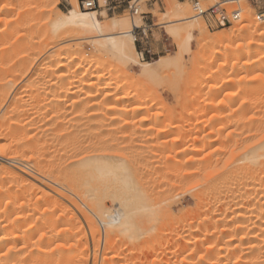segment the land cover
<instances>
[{
  "label": "bare ground",
  "instance_id": "6f19581e",
  "mask_svg": "<svg viewBox=\"0 0 264 264\" xmlns=\"http://www.w3.org/2000/svg\"><path fill=\"white\" fill-rule=\"evenodd\" d=\"M241 1H243V0H238V2H240V3H241ZM3 4H2V6H0V23L5 22V24L8 26L10 23L12 24V22H13L12 19L9 18V16L14 15V14H10L11 11L9 10V8L11 10H14V7L11 6L12 4H10V5L8 4L9 5V6L7 5L8 7H6L5 4L4 5ZM75 4L79 8L75 7L73 9L69 10L67 13L60 12V16L54 21V24H53V29H54V32H53L54 36L53 37H55V39L53 38L54 41H52L48 45H46L47 46V48L45 49L46 51L48 49V51L52 52L54 50L53 52H55V51L57 52V59L54 61L49 60L50 62L49 61H48L49 63L47 62V66L46 67L43 66L42 68L40 67L41 69L36 67L37 68L36 71L39 69L38 73H39L40 77L37 75L38 73L35 75H37L39 78L45 77L47 74H50V75L52 74L55 78L52 76L51 77L54 78L55 80H57V82H56L54 79L53 80L51 79L54 82H50V83L47 81L49 83V86L47 87V83H46V86H44L45 88H42L46 92L45 94L48 96L47 97L42 91V93L46 96V97H44V101H43L44 103L42 102L43 103L42 106L49 107V109L51 111L46 109V108H45V110L47 111L48 114L51 113L50 115H52V117L49 116L46 113V111H45V114H47V117L41 111H39V112L37 111V112H38V114H40V113L44 114L45 116L44 115L43 116H44V118H47L46 120L51 119L53 122L55 118H57V119H55V121L53 122L54 125L51 126L52 122H51V124L49 123V125L51 127L46 125L48 122H50V120L48 122L45 121L46 124L43 125V122L40 119L41 118L40 116H39L40 118L38 117L39 118L38 120H33V121H39L40 120V122H42V123H40V122L39 123H40V125L41 124L42 125L41 126L36 125L38 128L36 126H34L35 127L34 128L35 133H37L36 135L32 134L33 136H29L28 134H25L24 135L25 137L22 138V140L20 139L22 141V143H24L23 140L27 139V141L25 140L26 142L24 144H20L19 143L20 140L19 141L15 140L17 137H20V133L18 136H16L15 139L13 137L14 140L11 137H9L11 139V141L13 140V142L14 141L16 142L17 147L14 150V153H12V156L7 155V153H6V155L8 157L5 156L2 159V161H5V162L9 161V162L13 163V164H10V166L11 165L15 166V164L16 165L19 164L21 167L22 166L21 164L24 163L25 166L29 167V169L31 168L30 169L31 173L28 172L26 170V168H24L25 171H23L22 170L23 166H22V169L18 168L19 165H18V167L17 166L9 167V162L6 164L7 166L3 170L4 175H10V177L11 176L15 177L16 180H18L17 177L22 178V183H20L21 185L20 184L16 185V184H14V182L9 184V186L7 188V192H10V194H12L11 192L15 189V191H13V192H15L13 194L14 196L13 195L9 196L10 194L8 196H7V194L5 195V193H7L6 188L4 189L5 193H3V191H2L3 189L0 188V201L2 199H6L5 196L8 197V200L6 199L7 203L5 202L6 203L5 204V211L3 209L4 214H2L0 211V264H91V250H94L93 251L94 255L92 254V256H95L94 261L96 262V264L98 261L96 258L99 257L98 255H99V252H101V251H103V255L101 257L102 261H100V264H129V263H127L129 260L126 262V261H123L122 258H120V260H122V261H118L119 256L116 253H114V255H110L111 252L109 249H110V246L112 245L111 244L112 241L110 240L112 237H110V236L113 232H115V231H111V230L113 228H116V229L119 228L120 231H117V232H120V233L124 232L125 234H127L128 236H130L134 239L136 232H139V234L140 233L144 234V233L148 232L149 230H151L153 226L149 228L147 226V224L154 222V219L157 217V214L159 215V214H161V212H163V210L161 211L157 205L154 206L151 203H149V201H148L149 199L146 198L147 196H145L146 192L144 193L141 189H139V191H138L136 184L132 183L131 178L128 176V174H126V172L128 171V167L126 165L125 160L118 159L119 161H117V160L112 161L111 159H109L108 155L105 152H102V151H106L108 149H111L113 146L114 147H117V146L120 147L121 145L123 146V143L121 144V142H119V140H116L117 138L116 139L113 138L114 141L113 140H105V139H104L105 141H102V140L99 141V138L94 136L93 134H83L85 131L87 132V130L84 127V125H82L81 122L79 123V119L82 116H85L84 114L85 113L87 114V111H90V110H91V112L93 111L92 113H90L91 114L89 116L90 118H91V116L92 117L94 116V117H97L96 118L97 120H100L103 122L104 121L106 122V120H109V122H112V121L117 120L118 118H120L121 120L124 119V121H125L126 118H137V116L139 115V117H138L139 119L137 118L139 120V130H142V129L145 130L147 123L149 124L150 122H153V123L155 122L157 124L156 125L157 134L154 137L155 138L154 141H157V144L155 146H153L154 150H156L158 148L160 150L164 149L166 151V153L167 152L175 153L178 155V157H179V155L182 156L183 154H184V156L191 155L190 156L191 158L187 159V161H185L186 162L185 164L191 163V166H194V167L198 166L196 164L197 162L199 165L204 162L201 159L199 161H201L202 163H200L197 160L200 158L199 157L197 158L196 155L198 153L200 154L201 152H203V150H206L215 144V140H214L215 136L213 137L210 134V136H208V137H201V136L190 137V136H192V134L191 135L189 134L190 136L187 135V133L189 131H187V132L181 131V133L178 134L177 138H173L174 140L172 142L171 141L170 142L163 141V143H162L161 140L167 136V132L173 130L174 128H176V126H174V124L170 123V122L168 124L162 126V124H160V118L159 119H158V117L154 118L152 116V114L150 113L153 110L152 108L154 107L152 105L153 103L149 104V102L145 101L143 98H142L143 99L142 100L140 97V92H138L139 90H134V91H132L131 89H130L131 91H127V90L122 91L121 90V88H124V87L126 88L127 86H130V84L132 82H125L124 83L122 81L123 85H121L122 82H120L121 84H119L118 81H116L118 83V86L116 88L115 87L112 88V85L114 84L113 82H105L104 81L105 83L102 84L101 82H103V81L99 80V82L97 84V83H95L96 80H95V82H91V81H87V80L85 81L84 78H86L88 76H98L100 78V77H102L101 76L102 73L99 72L98 69L93 68L94 64H92V62L90 60L89 61L91 63L89 62V63H87V65H85V66L83 65V63L85 61H87V56H86V53L84 51H82L78 48L74 49L73 45H71V47L69 46L67 48L66 47L60 48L61 42H64V43L65 42L66 43L72 42V41L77 40L78 39L77 37L82 36L81 38L79 37L80 39H78V40H84V41L91 42L92 46L94 47V49L98 53L103 54L104 57L106 56L107 58H109V59L115 61L117 64L121 65L122 67H124L126 69L138 67L140 70V75L145 76L144 78L154 77L155 70L152 68V66L150 64L141 63L136 58L137 51H136V42H135V40H136L135 29L140 28V27H138L139 25L137 26V24H135L133 22L131 24V23H129V21H117L114 18L110 19L111 21L105 22V21L101 20V18H100L101 14L98 11H96V10H93V11L81 10L79 0H77ZM44 5H47V4L44 3ZM48 5L49 6H43V8H42V9H44L43 12L44 11L48 12V10H49L48 8L53 7L52 5H50V3H48ZM11 7H13V8H11ZM24 7L22 9L21 8L19 9L20 11L17 12L19 14L16 16H19L22 18L23 15L25 16L26 13H29L27 10H26L27 12L24 10ZM44 7H46V8H44ZM29 9H30V7H29ZM7 10H9L10 12ZM50 10H52V8H50ZM190 11H192V10H190ZM190 11H189V9L181 7L178 3H176V6L174 8V12H175L176 16L182 18L180 21H189V22L186 26H184L182 28L178 27L177 25H174L175 24L174 22L167 23L166 29L168 30V33H170V35H173V37L179 39V51L175 57H164V58L157 60V63L159 64V66L177 64L180 61L182 62L183 59L185 58L184 56L190 54L192 51V45H193L194 40L196 38L195 37L196 29H198L200 31L206 30L205 24L201 23L199 20V17L197 18V16L194 13L191 14ZM12 13H14V12H12ZM250 14H252V13H250ZM102 15H103V13H102ZM245 18H247L249 20L248 23H246V24L243 23L241 25H237L235 30H233L231 32L230 31L229 32H226V31L223 32L222 31V33H220L219 36L211 37L210 40H208V42L214 43V41H215V43H216V41H218V42L221 41V42H225V43L229 42L232 45L233 43L236 42V40H238L239 38H241L245 34L249 33L250 38L245 40V42L242 46L239 45V47L237 48V50L234 53V56H238L240 58H243L246 55H247V57L248 56L250 57L253 54H256L255 58L253 57L254 58L253 61L251 58V60L248 61L249 62L248 64H255V63L258 64L259 63L261 66L262 63L264 64V25L258 24L259 22L255 21L256 17H252L250 15L248 16V14H247V16H245ZM30 23H29V25H30ZM37 26H38V24H37ZM4 27H6V26H4ZM5 29H3V30H5ZM1 30H0V33H1ZM17 31H16V33H17ZM5 32H7V31L5 30ZM37 33H38V31H37ZM3 34H4V32L2 33V35ZM10 34L11 33H9L6 36L8 39H9ZM31 35H32V33H31ZM22 36H20L21 39H19V40L15 39L16 41L14 43L10 42V40H8L9 42L6 43L9 45V48H11V49L8 48L9 49L8 51H10L9 52L10 56L15 51V56L17 55V53L20 54V57L23 54V56H25V57H22V58H25L26 61H28L27 57L32 59L33 57L36 56L33 60H31V62H34V61L36 62L37 58L40 55H42V53H44L43 50H40L38 52L37 51L38 48L37 49L35 48L36 49L35 51H37L39 54L34 52V45H33L34 42L31 43L33 45V47H31L32 45L30 44V40L28 42V40L24 39L26 37H24V36L22 37ZM34 38H35V36H34ZM75 38H77V39H75ZM11 39H14V38L11 37ZM29 44H30V46H29ZM29 47H31V48H29ZM32 48H33V50H32ZM226 48L227 49L230 48V45H229V47H226ZM11 50H14V51H11ZM32 54L34 55L33 57H31ZM65 56H67V57H65ZM17 58H18V56H17ZM95 60L97 63V61L100 59L98 58ZM26 61L22 62V63L20 62V63H21V65L23 64V68L21 67L22 69H24L23 71L24 72L26 71L27 73L26 72L25 73L28 74V73H31L33 71V68H32L33 66L25 68L24 63L27 64ZM3 62H6V64H7L6 60H4ZM14 62L19 63V60L14 61ZM31 62H30V64L33 65L34 63L32 64ZM107 62H109V61H107ZM20 63L17 66H20ZM93 63H95V62H93ZM98 63H99V61H98ZM100 63H102V62H100ZM15 66L16 65H14L13 67L16 68L17 66L16 67ZM1 67H2V65H1ZM13 71H16V69ZM34 72H35V69H34ZM14 76H16V75H14ZM81 76L84 77L83 78L84 80L81 78ZM216 76H218V75H216ZM233 76H227V77L225 76L224 78L220 79L218 84L215 87L211 88L210 91L213 92L214 95H215V93H217V95H218L219 90L216 92V90H217L216 87L218 86V89L225 88L226 85L230 84L231 82H234L233 79L236 77L233 78ZM34 77L35 76H32L33 80H34ZM32 78L30 77V79H32ZM42 79H45V78H42ZM212 79H215V75H211L209 77V80H212ZM27 80L28 79H26V81ZM234 80H237V79H234ZM26 81H23V83ZM32 81H30V82H32ZM262 81H264V77L261 74L256 75L253 79L250 80V85H251V87H254V91L258 90L257 92H259L260 88H258V89H256V88L258 87L259 84L262 83ZM27 83H29V82H26V85H27ZM4 84H6V83H4ZM9 84H11V82ZM30 84H33V82ZM34 84H33V86H34ZM132 85H133V83H132ZM114 86H116V84ZM255 86H257V87H255ZM24 87H25V85H24ZM247 88H249V86ZM1 89L4 90L3 88H1ZM38 89L40 90L39 87H38ZM240 89L241 88H239L238 90H240ZM32 90H31V92H32ZM39 90H38V93L41 94L40 93L41 91L39 92ZM120 90L123 93H121ZM242 90H245V89L242 87V89L240 91H242ZM4 93L5 92L3 91V95H2L3 97L1 96L2 101L0 102V117L2 118V120L0 121V128L3 129V127H5V128L7 127L10 130V128L13 127L12 128V130H13L16 126L18 128L20 125L18 123H17L18 125L16 123L15 124L12 123L13 120H12V122H10L5 117L4 118L2 117V116H8L9 114L11 115L14 110L16 111V109L13 110L12 109L13 107L11 108V106H10L11 109L6 111V109H8L9 107L7 108L5 106V103H7V101L9 100L8 99L9 97H7L6 93L5 94ZM16 93H18V92H16ZM82 93L84 95H81ZM30 95H32V94H30ZM49 95L52 96L53 98H51ZM238 95H240V93H238ZM80 96H81V98H83V97L84 98L81 99L82 101L79 102ZM218 96L220 97V95H218ZM49 97L51 98L50 100H49ZM235 97L236 96H234V98ZM32 98H33V95H32ZM38 100L41 102V99H38ZM232 103H235V101ZM231 105L234 106V104H231ZM248 105H250V104H248ZM29 106H30V104H29ZM34 106H36V105H34ZM206 106H209V109H210L212 104L209 103ZM36 107H38V106H36ZM222 107L223 106H221L220 108H222ZM213 108L215 109V107H212V109H211L212 111H213ZM209 109L207 108V111ZM69 110H72V111H70L72 114H74V112H75V116L70 120H67V118L61 119L60 117L61 116L63 117L64 114L67 116V113L69 112ZM222 110H223V108H222ZM33 111H35V110H33ZM48 111H50V112H48ZM37 112L35 115H37ZM52 112H54V114L56 113L55 116L57 115V117H55ZM250 113H252V112H250ZM4 114H6V115H4ZM42 114H41V116H42ZM65 115H64V117H66ZM100 116H102V117L99 119ZM11 117H9V118H11ZM32 117H34V116H32ZM218 117L219 116H217V118ZM44 118H43V120H44ZM52 118H54V119H52ZM120 119H118V120H120ZM212 119H213V117H212ZM223 119H224V117H223ZM83 120H85V119L83 118ZM129 120H132V119H129ZM133 120H135V119H133ZM33 121L31 120V122H28L23 127H25V128H26V126L33 127V126H31ZM224 121H225V119H224ZM116 122H118V121H116ZM8 123L10 125H7ZM162 123H163V121H162ZM202 123H204L203 128L205 127V125L208 126L207 124H205L206 122L203 121V122H201V124ZM36 124H38V123H36ZM199 124H200V122H199ZM32 125H34V123ZM198 125H196V129L200 128V127L197 128ZM9 126H10V128H9ZM129 126H131V125H129ZM133 126H134V124H133ZM152 126H153V124H152ZM248 126H249L248 130H251L250 128L254 126V121L251 120L250 125L248 124ZM87 127H88V125H87ZM127 127H128V125H127ZM189 127H190V125H189ZM191 127H192V125H191ZM104 128H106V127H104ZM194 128H195V126H194ZM18 129H20V127ZM32 129L30 131H32ZM151 129H152V127H151ZM14 130L16 131L17 129L15 128ZM14 130H13V132H14ZM22 130H24V129L22 128ZM262 130H263V128H262ZM152 131H153V129H152ZM148 132H149V130H148ZM251 132H253V130ZM89 133H91V132L89 131ZM2 134L3 133L1 132L0 137L2 136ZM30 134H31V132H30ZM11 135H15V133H13V134L11 133ZM94 137L98 138L97 142H94V140H95ZM143 137L145 138V136H143ZM2 138L4 139V137H2ZM5 138H6V135H5ZM138 138H140V137H138ZM148 139H150V138H147L144 141H147ZM151 139H153V138H151ZM151 139L149 141H151ZM4 140H5V142L7 141L6 139H4ZM4 140H1V138H0L1 142ZM8 141L6 143L10 144L11 142L8 143ZM216 141H217V139H216ZM1 142H0V144L2 146ZM190 143H191V145H190ZM129 144H131V143H129ZM12 145H13V143H12ZM12 145H9V146H12ZM115 145H117V146H115ZM3 146H6V145L4 144ZM3 146H2V148H3ZM122 146L120 148H122ZM184 146H186L185 147L186 149L184 148ZM6 147H8V146H6ZM130 147H131V145H130ZM145 147H147V146H145ZM262 147L264 148L263 142H262V144L259 143L258 146L255 145V146L250 147L249 152H252V153L250 155L248 153L247 159H248V162L249 161L252 162L251 165L260 162L259 159L261 157L264 158V154H262L263 151H261L262 153H260L258 151V149L260 150V148H262ZM11 149H13V148H11ZM165 151H163V152H165ZM256 151L259 153H257ZM143 153H141V154H143ZM260 154H261V157H259ZM177 155H174V156L177 157ZM195 157L197 158L196 159L197 162L195 161ZM179 158H181V157H179ZM113 159L115 160V158H113ZM148 160L149 159L144 158V160L142 159L140 161V164L143 163V164L149 165L151 161L148 162ZM175 160H177V159H175ZM172 161H169L170 164L168 163L170 166H172V167H170L171 171H172V168H174V166H175V165L173 166V164L177 163V161L176 162H174V161L172 162ZM17 162H21V163H17ZM178 162L181 165L184 164L182 161H178ZM253 162H255V163H253ZM158 163H159V161H158ZM185 164H184V166H185ZM192 164H194V165H192ZM204 164L205 163H203V166H204ZM177 166H178V163H177ZM250 168H251V166H250ZM195 169H198V168L196 167ZM170 170L168 171V173L171 172ZM166 173L164 172L165 178H169L171 173L169 175H168V173L166 175ZM195 173H196V170H195ZM195 173H193V174H195ZM191 174L188 172L189 178H190ZM106 176H111L112 178L120 179L122 194L123 193L127 194L129 192V193H132V194H130L131 196L128 195L126 197H123V196L120 197L117 195V193L113 192L109 202L108 201L107 202L102 201V198L98 194V190H100L101 186H98L99 187V189H98V187L95 186V184L97 182H95V184H93V179L94 178H97V180L100 178L104 179L103 177L106 178ZM161 176H162V174L159 177L163 178V176L162 177ZM173 176H174V178H173ZM171 177H172V179L176 180L175 175L173 173H172ZM171 177L169 178L171 182L169 181V179L165 180V178H164V180L166 181V183L168 181L169 182L167 184L165 183V181H163V182L165 183L164 186H168L172 189L175 186L176 182L174 183V180L172 181ZM221 177H223V176H221ZM221 179L222 178H220V180ZM225 179H226V177H225ZM5 180H7V179H4V181ZM177 180H178V177H177ZM114 181H115V179H114ZM210 181H211V179H210ZM26 182H28L30 184H28ZM31 182H33V183H31ZM98 182H100V181L98 180ZM148 183H149V181H148ZM209 183H211V182H209ZM2 184H4V182ZM2 184L0 186H2ZM141 184H143L141 187L143 188L144 191L147 188L146 191H147V195H148L150 193V192L148 193V189L151 186L148 187L149 185L147 183H146L147 185H144L145 182L141 183ZM100 185H101V183H100ZM213 185L214 184L212 183L213 188L214 187L218 188V185H216V183H215L216 186L215 185L213 186ZM262 185H263V183H262ZM199 186L200 185H198V187ZM208 186H210V184H208ZM196 187H197V185H196ZM34 188H35V190H34ZM167 188L165 187L166 190H167ZM179 188L181 189V187H179ZM213 188H212V190L214 191ZM36 189H38V190H36ZM206 189H208V188H206ZM210 189H208L209 192L207 191L208 194L210 193V191H212ZM153 190H155V188H153ZM202 190H203V188H202ZM32 191H34V192L40 191L39 196H37L35 199H33L32 198L33 194H31V193H33ZM163 192H164V190H163ZM198 192H200V191H198ZM202 192H204V191H202ZM205 193L206 192H204V194ZM15 194H18V195H15ZM201 195H202V193L197 194L194 197V199L198 198V200H200ZM34 196L35 195H33V197ZM161 199H163V198H161ZM150 201H151V199H150ZM160 203H162V202H160ZM159 206H161V205H159ZM244 211H245V209H244ZM164 213L171 214V210L168 208V210H165ZM262 213L264 215V212H262ZM91 214H93V218L96 217L98 219L99 223H101L105 229L104 233H106V239L103 238L104 242H105V243L103 242V244H104L103 247L101 246V244H98V246L95 245L96 246L95 248L91 247L92 245L90 246L89 233L86 231V229L88 227L90 228V226H89V224H87L88 227L85 229V225L82 224L81 220L86 217L87 220L89 221L88 223L91 224V222L93 221L92 225L94 226L95 221L92 220ZM224 215H223V217H224ZM263 215H260L261 216L260 218H262L261 220H259L260 223L256 222L258 225L254 224L255 227H252V229L249 231L247 230V232L243 231L246 228H243L241 226L240 228H236V229H233V228L232 229L226 228L223 230L220 229L222 231L219 230L220 235H217L219 233V232H217L218 230L213 231L214 229L209 226L206 219L205 220L201 219L202 221L199 224H197L198 225L197 227L196 226L193 228L190 227L189 230H185L187 225H183V228H181L183 233L180 230L181 233H180V231L178 233L174 232L171 235V237L168 238V240H172L175 242V244L172 243L175 246L172 247L173 249H171V253L173 255H176L175 260L172 261L170 258L165 259V260L161 259L160 258L161 256L159 257V255L156 254V250L155 251L152 250V252H154L155 255L154 256L152 255L153 257L151 258V260H149V261L147 260L146 263L141 262L140 264H264V216ZM136 216H139V219H138L139 220V223H138L139 224V231H137V229L135 228L136 226L134 225V222H133V219L134 218L136 219ZM163 216H164V214H163ZM208 216H210V214ZM164 217H162V218H164ZM178 221H179V219H178ZM257 221H258V219H257ZM165 222H163V223L165 224ZM86 223L87 222H85V224ZM236 224H238V223H236ZM249 224H250V222H249ZM193 225H195V224H193ZM157 226H159V225H157ZM99 227H100V225H99ZM91 229H92V226H91ZM91 229H90V231H91ZM99 231H100V229H99ZM99 231H97V233ZM149 232H151V231H149ZM186 233H188L189 235H187ZM185 234L188 237H185L184 236ZM97 235L101 236L100 234H97ZM144 235H146V234H144ZM92 236H94V235H92ZM104 236H105V234H104ZM157 236H158V234H157ZM196 236H200L199 237L200 239L197 238V240L196 239L194 240V238ZM159 239H161V238H159ZM146 241H148V240L146 239ZM95 242H96V240H95ZM98 242H99V240H98ZM150 242H151V240H150ZM206 243H209L207 245V248H206V251H207L206 255H204L206 251L204 252V254H201L200 256L198 255V260H197V257L194 256L195 257L194 259L197 260V261H195L193 259V256H192V254L194 253L192 249H194L196 246V250H194V251L197 252L196 254H199V252H202V248H201V246H199V249H198L197 245L200 244V245L204 246V244H206ZM92 244H93V242H92ZM159 246H161V245H159ZM90 247L92 248L91 250H90ZM111 249H112V246H111ZM164 249H166V248L164 247ZM169 249H170V247L167 250H169ZM112 250H114V249H112ZM184 253H185V257H183V258L180 257V259H179L178 254H184ZM225 253H227V255H225ZM177 255H178V257H177ZM124 256H126V255L124 254ZM169 257H171V256H169ZM233 258H235V259H233ZM233 260H234V262L230 263V261H233ZM132 264H135V262Z\"/></svg>",
  "mask_w": 264,
  "mask_h": 264
},
{
  "label": "rangeland",
  "instance_id": "374dc122",
  "mask_svg": "<svg viewBox=\"0 0 264 264\" xmlns=\"http://www.w3.org/2000/svg\"><path fill=\"white\" fill-rule=\"evenodd\" d=\"M76 1L77 0H38V1L37 0H1L0 1V4H1L0 6H2V4L4 3L6 7H8L10 4H12L11 6L14 7V10H11L9 8V10L11 11L10 14H14V15L9 16V18H11L13 21V22L11 21L12 24L10 23L9 24L10 26L9 25L7 26L5 24V22L0 23V30L2 29L1 33H0L1 34L0 35L1 36L0 37V41H1L0 42V47H1L0 48V89L1 88L4 89V90H2V89L0 90V102L2 101L1 99L3 97L2 95H3V91H4L7 95V97H9L8 98L9 100L7 101V103H5V106L7 108L9 107L8 109H6V111L10 110L12 107H13L12 108L13 110L16 109V111L14 110L15 112L13 111V113L11 115L10 114L8 115L9 117L12 116L11 118H9L8 116H2V117L3 118L5 117L10 122H12V120H13L12 123H14V124L18 123L20 125L19 126L20 129H18L19 127L17 128V126L15 127L17 129L16 131L14 130L15 128L13 129L14 132L12 130L13 127L10 128V126H9V128L11 131L7 127L6 128L3 127V129L0 128L1 129L0 135H1V132L4 134V135L2 134V136L0 137L1 140L6 139L7 141L9 140L8 143L11 142L10 144H7L6 143L7 141L5 142V140L2 142L0 141L2 143V146L4 144L6 146H8V147L3 146V148H2V146L0 144V178H1L0 179V185L4 182V184H2V186H0V188L3 189L2 190L3 193H5V190H4L5 188H6V192H7V188H8L10 183L14 182V184H16V185L22 183V178L17 177L18 180H16L15 177L11 176L12 177L11 178L10 175H4L3 174L4 173L3 170L5 169V167L7 166L6 164L9 161L5 162V161H2V159L5 156L8 157L7 155L12 156V153H14V150L17 147L16 142L15 141L13 142V140L16 138V136L19 135V133H20V137H17L18 139L16 138L15 140H18V141L20 139L22 140V138L25 137L24 136L25 134H28L29 136L36 135L37 133H35V130H34L35 127L34 126H36V125L41 126L42 124L40 125V123H42V122L44 125V124H46L45 121L48 122L49 120H50V122H48L46 125L50 126L49 123L51 124V122H52V120L49 119L50 118L49 116L52 117V115H50L51 113L48 114L47 111L45 110V108L50 110L49 107L42 106L44 103L43 102L44 97L47 96L45 94L46 92L42 88H45L44 86H46V83H47V87H48L50 82H54L52 80L55 77L52 74L51 75L47 74L46 75L47 77L46 76L42 77L45 79L39 78L40 76H39L38 70L41 69L43 66L46 67L47 62L49 60L54 61L57 59V52L56 51L53 52L54 50L51 52V51H48V49L46 51L45 50L47 48L46 45H48L50 42L54 41L53 38L55 39V37H53L54 36L53 24H54V21L60 16V12L67 13L69 10H71L75 7H78L75 4ZM121 1H123V0H96V2H97L96 11H98L101 14L100 18H101V20H103L105 22L111 21L110 19L114 18L117 21H129V23H131V24L133 22V23L137 24V26L139 25L138 27L143 28V29L144 28L146 29L147 26L154 24V28H153L152 32H148V40H146L143 37L139 38L138 40H139V46H141L142 43L147 44V42H148L150 44V46L153 47L154 51L156 52V55H154L153 57H151V56L146 57V59L143 60L142 56L139 55V53L136 49L137 60L141 63H144V64H150L152 66V68L155 70L154 77L144 78L145 76L140 75V70L138 67L126 69V68L122 67L121 65L117 64L115 61L107 58L106 56L104 57L103 54L98 53L94 49L91 42L84 41V40H78L82 36H79L80 38L77 37L78 39L75 38L77 40L72 41V42H67V43L61 42L60 48H64V47L67 48V47H69V46L71 47V45H73L74 49L78 48V49L84 51L86 53V56H87V61H85L83 63V65L84 66L87 65V63H89L91 61L92 64H94L93 68L98 69V71L102 73L101 74L102 77H100V78L98 76H88L86 78L81 76V78L82 79L84 78L85 81L87 80V81L95 82V80H96L95 83H97V84H98L99 80L103 81V82H101L102 84L105 82H113L114 84L112 85V88L113 87L116 88L118 86V83L121 84L120 82H122V81L124 83L125 82H132L133 85L131 83L130 84L131 87L127 86L126 88L125 87L121 88V90L122 91L139 90L138 92H140L141 99L143 98L145 101H148L149 104L153 103L152 105L154 107L152 108L153 110L150 113L152 114V116L154 118H156V117H158V119L160 118V124H162V126L168 124L169 122L173 123L174 126H176V128L167 132V136L161 140L162 143H163V141H165V142L171 141L172 142L174 140L173 138H177L178 134H180L181 131H184V132L189 131L187 133V135L192 134V136L189 135L190 137H197V136L208 137V136H210V134L213 137L215 136L214 137L215 138L214 139L215 144L213 146L209 147L208 149L203 150V152H201L200 154L198 153L196 155V157L197 158L199 157L200 159H197L195 157L196 162H197V160L199 161L202 159V161H204L203 163H205L204 166H203V163L201 161H199L202 164L199 165L197 162L196 164L198 166L194 167V166H191V163L185 164L186 163L185 161H187V159L191 158L190 157L191 155L184 156V154L182 153L183 155L182 156L179 155V157H181V158H179L177 154L170 153V152L166 153V151L164 149L160 150L159 148L158 149L155 148L156 150H154L153 146H155L157 144V141H154V139H155L154 137L157 134V127H156L157 124L155 122L154 123L150 122L149 124L148 123L146 124L147 126L145 127V130L144 129L139 130V120H138L139 115L137 116L138 119L137 118H126L125 121H124V119H122L123 120L122 121L120 118H118L120 120H118L116 118L117 120L112 121V122H109V120H106V122H107L106 123L105 121L103 122V121L97 120L96 119L97 117H94V116L93 117L91 116V118H90L89 117L91 115L90 113L93 112V111L91 112V110H90V111H87L88 115L86 113L84 114L86 117L82 116L79 119V123L81 122L82 125H84V127L87 130V132L85 131L83 134H93L94 136L99 138V141H101V140L102 141L113 140V138L114 139L117 138L116 140H119V142H121V144L123 143V146L125 148L122 145H121L122 148H120L121 146L118 147L117 145H115L117 147L113 146L111 149L106 150L107 152L106 151H102V152H105L108 155L109 159H111L112 161H116V160L119 161L118 159L125 160L126 165L128 167V171L126 172V174H128V176L131 178L132 183L136 184L138 191H139V189H141L144 193L146 192L145 196H147L146 198L149 199L148 200L149 203H151L154 206L157 205L161 211L163 210V212H161V214H159V215L157 214V217L155 218L156 220L154 219V222L147 224V226L149 228L152 226L153 227L151 230H149L151 232L148 231V232L144 233L146 235H144L142 233L139 234V232H136L135 238L133 239L132 237L125 234L124 232H121V233L117 232V231H120L119 228L118 229L113 228L111 231H115V232H113V233L111 232L112 234L110 237H112V238L110 240L112 241L111 246H112V249H114V250H112L111 246H110V249H109L111 252L110 255H114V253H116L119 256L118 261H122V260H120V258H122L123 261H126V262L129 260L127 262L129 264L130 263L132 264L134 262H135V264H140L141 262L146 263L147 260L148 261L151 260V258L155 255V253L152 252V250H154V251L156 250V254L159 255V257L161 256L160 257L161 259L165 260V259L170 258L173 261V260H175L176 255H173L171 253V249H173L172 247L175 246V245H173V244H175V242L172 240H168V238H170L174 232L178 233L180 230L182 231L181 228H183V225H187V227H186L187 229L185 228V230H189L190 227L191 228H193L195 226L197 227L198 226L197 224H199L202 220L206 219L209 226L214 229L213 231L218 230L217 232H219V233L217 235H220V231H222L223 229H226V228L227 229H232V228L236 229V228H240L241 226L243 228H246V229H244V230L242 229V230L247 232V230L249 231L252 229V227H255L254 224L258 225L257 223H260L259 220L262 219V218H260L261 217L260 215H263L262 212H264V197H263L264 196V192H263L264 191V176H263L264 175V170H263L264 169V158H262L261 154H260L259 157H261V158L260 159L258 158L260 162L255 163L258 160L257 159L255 162H253L255 164H252V165H251L252 162H250V161L248 162L247 158H248V153H249V155L252 153V152H249L250 147L255 146V145L258 146V144L259 143L262 144V142L264 143V126H263L264 125L263 124L264 123L263 122L264 121V115H263L264 114V103H263L264 102V88H263L264 87V81H262V83L259 84L258 87L255 86V87H257L256 89L260 88L259 92H257L258 90L254 91V87H251V85H250V80L253 79L256 75L261 74L264 77V64L262 63L261 66L259 63L258 64H256V63L255 64H248L249 63L248 61L251 60V58L253 61L256 54H253L254 56L252 55L250 57L249 56L247 57V55H246L243 58H240L238 56H234V53L237 50V48L239 47V45L242 46L244 44L245 40L250 38L249 33L245 34L244 36H242L241 38L236 40V42L233 43L232 45L229 42L225 43V42H221V41L220 42L216 41L217 44L215 43V41H214V43L208 42V40H210L211 37L219 36L220 33H222V31L223 32H225V31L231 32V31L235 30L237 25H241L243 23L244 24L248 23L249 20L247 18H245V16H247V14H248V16L250 15L252 17H256V10L252 5V0H243V1H241V3L238 2V0H236L242 9L241 19L237 22H234L232 25H228L226 27H218V26L212 25L204 17L198 16V13L195 10V8H196V6H198L200 8L207 9V8L212 7V6L227 2L229 0H139L138 5L140 8V14H142V15L136 16L134 18H132V15H131L130 11L126 8L125 3L119 4ZM175 2L178 3L181 7L189 9V11L192 10V11H190V13L191 14L194 13L197 16V18L199 17L200 22L205 24L206 30L200 31V30L196 29V31H195V37L196 38H195L194 43L192 45V51L190 54L184 56L185 58L183 59L182 62L180 61L177 64L159 66V64L157 63V60L164 58V57H175L179 51V39L173 37V35H170V33H168V30L166 29L167 23L174 22L175 23L174 25H177L178 27L182 28V27L186 26L189 22V21H180L182 18L176 16V14L174 12V8L176 6ZM44 3L47 5H44ZM48 3H50V5L53 6V7H49L48 9L50 10V8H52V10H50V11L48 10V12L47 11L43 12V10H44V9H42L43 6H49ZM115 6H122V7L120 9L118 7L116 10H114L113 8ZM13 7H11V8H13ZM23 7H24V10L25 11L27 10L29 13H26L25 16L23 15L24 17L22 16V18L19 16H16L19 14V13H17L20 11L19 9L20 8L22 9ZM29 7H30V9H29ZM223 7L231 9L230 5H224ZM44 8H46V7H44ZM109 8H111V10H109ZM233 8H237V6L233 5ZM80 9L84 11L83 8H80ZM9 10H7V11H9ZM87 11H89V10H87ZM12 12H14V13H12ZM102 13L105 17L102 15ZM250 13H252V14H250ZM143 17H147V18L144 19ZM255 21L257 22V20H255ZM29 23H30V25H29ZM37 24H38V26H37ZM258 24L264 25V23H262V22H259ZM4 26H6V27H4ZM3 29H5L7 32H5V30H3ZM16 31H17V33H16ZM37 31L39 34L37 33ZM3 32L5 35L4 34L2 35ZM139 32H140V30L137 31V35ZM9 33H11V34L13 33V34L12 35L10 34L11 36L9 35V39H8L6 36ZM31 33H32V35H31ZM22 35L24 37H26L24 39L28 40V42L30 40V44L34 42L33 43L34 52L38 53L40 50H43L44 53H42V55H40L37 58L36 62L35 61L31 62V60H33L36 57V56L33 57L34 56L33 54L31 56V57H33L32 59L27 57L28 61H26L25 58H22V57H25V56H23V54L21 57H20L19 53H17V55L15 56L14 50H11L14 52L10 56V53H9L10 51H8V50L11 48H9V45L6 43L9 42L8 40H10V42L14 43L16 40L21 39L20 36H22ZM34 36H35V38H34ZM11 37H13L14 39H11ZM30 44H29V46H30ZM33 45L31 47H33ZM229 45H230V48L227 49L226 47H229ZM31 47H29V48H31ZM35 48L36 49L38 48V50H37L38 52L35 51L36 50ZM32 50H33V48H32ZM17 56H18V58H17ZM67 56H65V57H67ZM98 58L100 60H98L99 63L97 61V63H98L97 64L95 59H98ZM4 60L7 61V64H6V62H3ZM18 60H19V63L20 62L22 63L25 61L27 62V64L24 63L25 68L33 66L32 67L33 71L31 73L26 74L27 72L25 71L26 72L25 73L23 71L24 69H22L23 64L21 65V63H20V66H17L19 63L14 62V61H18ZM107 61H109V62H107ZM30 62L32 64L33 63L34 64L31 65ZM93 62H95V63H93ZM100 62H102V63H100ZM1 65H2V67H1ZM14 65H16L17 67L15 66L16 68H14L13 67ZM36 67L39 68L37 71H36V69H37ZM15 69H16V71H13ZM34 69H35V72H34ZM35 74H37L39 77ZM14 75H16V76H14ZM211 75H215V79L209 80V77ZM216 75H218V76H216ZM32 76H35L34 80H33ZM51 76L54 78H52ZM225 76L226 77L227 76H233V78L236 77L234 79H237V80H234L232 78L234 82H231L230 84L226 85L225 88L219 87L221 90L218 89V86H217L216 92L219 90L218 95H220V97L217 95V93H215V95H214L213 92L210 91L211 88L215 87L218 84L219 80L224 78ZM30 77L32 79H30ZM26 79H28V80L30 79V80L26 81ZM23 81H26L29 83H27V85H26V82H24L25 83L24 84ZM30 81H32L33 84L35 83L34 86H33V84H30V83H32ZM55 81L57 82V80H55ZM116 81H118V83ZM8 82L9 83L11 82V84H9ZM123 82L121 85H123ZM4 83H6V84H4ZM23 84L25 85V87ZM115 84H116V86H114ZM248 86H249V88H247ZM38 87L40 88V90L38 89ZM242 87L245 89V90H242L243 92L240 91L242 89ZM239 88H241V89L238 90ZM37 89L39 90V92L41 91L40 92L41 94L38 93ZM31 90H32V92H31ZM121 90H120V92L123 93ZM42 91L46 96L42 93ZM16 92H18V93H16ZM238 93H240V95H238ZM30 94L33 95V98H32V95H30ZM34 95L35 96L37 95V96L35 97ZM81 95H84V94L82 93ZM234 96H236V97L234 98ZM50 97L53 98L52 96H50ZM50 97H49V100L51 99ZM83 98H81V96H80L79 102L82 101L81 99H83ZM38 99H41V102ZM234 101H235V103H232ZM208 102L212 104L210 109H209V106H206L209 104ZM29 104H30V106H29ZM231 104H234V106ZM248 104H250V105H248ZM34 105H36L38 107H36ZM10 106H11V108H10ZM221 106H223L222 107L223 110H222V108H220ZM212 107H215V109L213 108V111L211 110ZM207 108L209 109L208 111H207ZM33 110H35L36 112L41 111L44 114L46 111V113L49 115L48 116L49 120H46L47 118H44L45 115L47 117V114H45V115L42 113L38 114V112H37V115H38L37 116V115H35L36 112ZM260 110L261 111L263 110V111L261 112ZM50 111H48V112H50ZM70 111H72V110H69V112H68L70 115L67 113V116L64 114L66 117H64V115H63V117L61 116L60 118L61 119L67 118V120L72 119L75 116V112H74V114H72ZM250 112H252V113H250ZM52 113L55 116L56 113L55 114H54V112H52ZM41 114H42V116L43 115L44 116L42 117ZM4 115H6V114H4ZM32 116H34V117H32ZM217 116H219V117L217 118ZM38 117L42 120V122H40V120L39 121H33V120H38L39 119ZM55 117H57V115ZM101 117L102 116H100L99 119ZM212 117H213V119H212ZM223 117H224L226 122L224 121ZM43 118H44V120H43ZM83 118L85 120H83ZM52 119H54V118H52ZM55 119H57V118H55ZM55 119H54V121H55ZM129 119H132V120H129ZM133 119H135V120H133ZM1 120H2V118L0 117V121ZM31 120L34 123V125H32L33 123L31 124V126H33V127H29V126H26V128L23 127L28 122H31ZM251 120L254 121V126L253 127L250 126L251 130H248L249 129L248 124L250 125ZM116 121H118V122H116ZM162 121H163V123H162ZM198 121L200 122V124ZM203 121L206 122L205 124H207L208 126L205 125V127L203 128L204 123L201 124V122H203ZM53 122H52L51 126L54 125ZM9 123L7 125H10ZM36 123H38V124H36ZM86 124L88 125V127ZM133 124L135 127L133 126ZM152 124H153V126H152ZM188 124L190 125V127ZM127 125H128V127H127ZM129 125H131V126H129ZM191 125H192V127H191ZM193 125L195 126V128ZM196 125H198L197 128L200 127L201 129L200 128H199L200 130L196 129ZM103 126L106 128H104ZM151 127H152L153 131H152ZM22 128L24 130H22ZM262 128H263V130H262ZM31 129L33 132L30 131ZM148 130H149V132H148ZM252 130H253V132H251ZM89 131L91 133H89ZM30 132H31V134H30ZM11 133L12 134L15 133V135H11ZM5 135H6V138H5ZM143 136H145V138ZM2 137H4V139ZM9 137H11L12 139L14 137V139L11 141V139ZM138 137H140V138H138ZM98 138L94 137V139H95L94 142H97ZM147 138H150V139L153 138V139H151V141H149L150 139H148L147 141H144ZM216 139H217V141H216ZM21 140L19 142L20 144H24L27 141V139H25L26 141L23 140L24 143H22ZM12 143H13V145H12ZM129 143H131V144H129ZM9 145H12V146H9ZM130 145H131V147H130ZM190 145H191V143H190ZM145 146H147V147H145ZM185 147L186 146H184V148ZM11 148H13V149H11ZM263 149L264 148L262 147V148H260V150L258 149V151L260 153H262L261 151H263L262 154H264ZM163 151H165V152H163ZM259 152H257V153H259ZM6 153H7V155H6ZM141 153H143V154H141ZM174 155H177V157ZM113 158H115V160ZM144 158L149 159L148 162L151 161L149 165L148 164L146 165L143 163L140 164V161L142 159L144 160ZM175 159H177V160H175ZM172 160L174 162L177 161L178 166H177V163H174L173 166L175 165L176 167L174 166V168H172V171H171L170 167H172V166L169 165L170 164L169 161H172ZM158 161H159V163H158ZM178 161H182L185 164V166H184V164H182V165L179 164ZM17 163H21V162H17ZM10 164H13V163L9 162V167H15V166L18 167V165H19V164L16 165L14 163L15 166H12V165L10 166ZM21 165L23 166V169H22V166L20 167V165L18 168L22 169L23 171H25L24 168H26V170L28 172H30L31 168L29 169V167L25 166L24 163ZM192 165H194V164H192ZM250 166H251V168H250ZM196 167L198 169H195ZM168 169L171 171L170 177L172 176V173H173L175 175V178H176V180H174L171 177V180L172 181L174 180V183L176 182L175 186L172 188L173 190L168 186H164L166 183L165 180L166 179L168 180L170 178V177L165 178V174H164V172L168 173V171H169ZM195 170H196V173H195ZM188 172L190 174L192 173L190 175V178L188 177ZM167 173H166V175H167ZM170 173H168V175ZM193 173H195V174H193ZM161 174H162L163 178L159 177ZM221 176H223L224 178ZM110 177L111 176H106V178L103 177L104 179H101V178L98 179L100 182H98L97 178L93 179V184H95V182H97L95 184V186H97V187L101 186L100 190H98V194L102 198V201H106V202L108 201L109 202L113 192L117 193V195L120 197L121 196L126 197L128 195L131 196L130 194H132V193H129V192L127 194L125 193L126 195L124 193L122 194L120 179L112 178V177L110 178ZM177 177H178V180H177ZM225 177H226V179H225ZM164 178H165V180H164ZM173 178H174V176H173ZM220 178H222V179L220 180ZM4 179H7V180L4 181ZM114 179H115V181H114ZM210 179H211V181H210ZM148 181H149V183H148ZM163 181H165V183ZM169 181H170V179H169ZM144 182H145L144 185L148 184L149 185L148 187L151 186L149 188L150 190L148 189V193L150 192L148 195H147V191H146L147 188L144 191L143 188L141 187L143 185L141 183H144ZM209 182H211V183H209ZM26 183H28V182H26ZM31 183H33V182H31ZM100 183H101V185H100ZM212 183L214 185L216 183V185H218V188H216V187L213 188ZM262 183H263V185H262ZM28 184H30V183H28ZM208 184H210V186L214 189V191L216 189L217 190L214 192L212 190V188L210 186H208ZM196 185H197V187H196ZM198 185H200V186L198 187ZM165 187L166 188L168 187L167 190L165 189ZM179 187H181V189ZM153 188H155V190H153ZM202 188H203V190H202ZM206 188L212 190L214 193L212 191H210V193L208 194L209 191ZM98 189H99V187H98ZM34 190H35V188H34ZM36 190H38V189H36ZM163 190L165 193L163 192ZM13 191H15V189ZM13 191L11 192L12 194H10V192H7V193H5V195L7 194V196H8L10 194L9 196H12L15 193ZM198 191H200V192H198ZM202 191L206 192L205 193L206 195ZM32 192L33 193H31V194L35 195L34 197L32 195L33 199H35L40 194V191L39 192L32 191ZM199 193L200 194L202 193L200 200H198V198L194 199V197ZM15 195H18V194H15ZM150 195L151 196L153 195V196L151 197ZM7 196H5V197L8 200ZM161 198H163V199H161ZM6 199H2L3 201L2 200L0 201L1 202L0 203V211L2 214H4V211H5V204L7 203ZM150 199L152 202L150 201ZM160 202H162V203H160ZM158 204L161 206H159ZM168 208L171 210L172 215L168 214V213H164V211L168 210ZM3 209H4V211H3ZM244 209H245V211H244ZM163 214L165 217L163 216ZM209 214H210V216H208ZM91 215H92V220L95 221L94 226L92 225L93 221L91 222V224L88 223L89 221L87 220L86 217L81 220L82 224L85 225V229L88 227L87 224H89V226H90V228L88 227L86 229V231L89 233L90 246L92 245L91 247L95 248L96 246H98V244H101V246L103 247L104 246V244H103L104 239L103 238L106 239V233H104L105 229H104L103 225L101 223H99L98 219L96 217L93 218V214H91ZM223 215H224V217H223ZM161 216L164 218H162ZM138 219H139V216H136V219L135 218L133 219V222H134V225L136 226L135 228L137 229V231H139V224H138L139 220ZM178 219H179V221H178ZM257 219L259 222L257 221ZM85 222H87V223L85 224ZM163 222H165L166 225ZM249 222H250V224H249ZM236 223H238V224H236ZM193 224H195V225H193ZM99 225H100V227H99ZM157 225H159V226H157ZM91 226H92V229L94 228L93 230L91 229ZM90 229H91V231H90ZM99 229H100V231H99ZM220 229H222V230H220ZM97 231H99V232L97 233ZM181 231H180V233H181ZM182 233H183V231H182ZM97 234H100L101 236H99ZM104 234H105V236H104ZM157 234H158V236H157ZM186 234L189 235L188 233H186ZM186 234L184 236L188 237ZM92 235H94V236H92ZM199 237L200 236H196L194 238V240L195 239L197 240V238L200 239ZM159 238H161V239H159ZM146 239L148 241H146ZM149 239L151 240L152 243L150 242ZM95 240H96V242H95ZM98 240H99V242H98ZM91 241L93 242V244ZM200 244L197 245V248L199 249V246H201L202 252L198 251L199 254H196L197 252L194 251V250H196V246H195V248L192 249L194 252L192 254L193 259L195 257H197V260H198V255L200 256L201 254H204V252L206 251L207 245L209 243L204 244L205 247L200 245ZM159 245H161V246H159ZM91 247H90V250L92 249ZM164 247L166 249H164ZM169 247H170V249L167 250ZM93 251L94 250H91V264H94V263L96 264V262L94 261L95 256H92V254L94 255ZM206 253H207V251L205 252L204 255H206ZM124 254L126 256H124ZM102 255H103V251L99 252V255H98L99 257L96 258L99 261L98 262L96 260L97 264H100V261H102V258H101ZM178 255H179V257H178ZM178 255H177V257L179 259H180V257H182V258L185 257V253L184 254H178ZM225 255H227V253H225ZM169 256H171V257H169ZM233 259H235V258H233ZM194 260L197 261L196 259H194ZM232 262H234V260L230 261V263H232Z\"/></svg>",
  "mask_w": 264,
  "mask_h": 264
},
{
  "label": "built area",
  "instance_id": "2783aa9c",
  "mask_svg": "<svg viewBox=\"0 0 264 264\" xmlns=\"http://www.w3.org/2000/svg\"><path fill=\"white\" fill-rule=\"evenodd\" d=\"M80 6L84 10L93 11L97 8V2L96 0H80ZM139 0H123L119 4L125 3L126 8L130 11L132 18L142 15L140 14V8L138 5ZM224 5H230L231 9L224 8ZM233 5H236L237 8H233ZM252 5L256 10V20L258 22L264 23V0H252ZM119 7V9L122 6H115L113 9L116 10ZM111 10V8H109ZM195 10L198 13V16L204 17L207 19L212 25L218 26V27H226L228 25H232L234 22H237L242 17V9L239 6V3L236 0H230L227 2H224L222 4H218L215 6H212L207 9L200 8L196 6ZM141 31L144 38L148 40V32L147 28H136L135 34H136V40H138L137 31ZM139 55L142 56L143 60L146 59V57H153L156 55L152 49L147 46L145 50L138 51Z\"/></svg>",
  "mask_w": 264,
  "mask_h": 264
},
{
  "label": "crops",
  "instance_id": "0c3cea01",
  "mask_svg": "<svg viewBox=\"0 0 264 264\" xmlns=\"http://www.w3.org/2000/svg\"><path fill=\"white\" fill-rule=\"evenodd\" d=\"M144 19H146L147 17H143ZM148 21V20H147ZM153 28H154V24H151V25H149V26H147V32H152V30H153ZM141 37H143L144 38V36H143V34H142V32L140 31L139 33H138V39L139 38H141ZM147 46H149L151 49H152V51H154V49H153V47L152 46H150V44L147 42V44H141V46H139V40H137V42H136V49H137V51H143V50H145L146 49V47ZM155 52V51H154ZM156 53V52H155Z\"/></svg>",
  "mask_w": 264,
  "mask_h": 264
}]
</instances>
